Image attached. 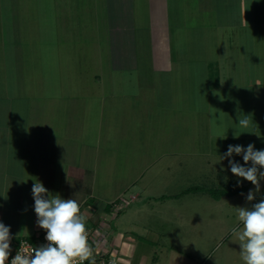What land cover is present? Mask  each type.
<instances>
[{"label": "crops", "instance_id": "crops-1", "mask_svg": "<svg viewBox=\"0 0 264 264\" xmlns=\"http://www.w3.org/2000/svg\"><path fill=\"white\" fill-rule=\"evenodd\" d=\"M23 1L21 4L28 6L29 1ZM5 2L7 7L9 2L11 4L15 1ZM42 2L45 1L40 0L39 3ZM48 4L50 9L53 8V15L51 18H44L39 14L40 28L46 31V27H51L55 35L54 43L59 47L66 44L64 54L60 50L59 53L54 52L56 60L62 56L68 58L71 54L77 59H88L87 63L91 62L89 58L97 59L94 60L95 63H101L100 59L104 55L109 58V72L112 70L124 73L126 70L148 65L156 72L165 71L171 81L172 76H176L175 79L179 82L180 76L183 81L181 85L185 82L190 88L188 94L183 96L181 103L176 104L174 93H170L167 104L161 103L160 109L170 110V113L177 110L181 113L199 111L202 103L200 93L207 92L208 102L224 99L226 105L229 103L233 107L236 124L239 123V117H250V127L246 131H240L241 128L233 131L231 137L239 135L236 139L264 138V0H49ZM23 24L24 21L20 25ZM16 30L15 35L8 34L6 46L4 43L0 45V58H6L7 53L15 55V48H20L24 43L23 37L28 34L22 32V26H17ZM46 37L43 33L42 39L45 40ZM85 42H89L90 48L84 49ZM16 55L21 60L25 58L22 53ZM81 63L80 61V65ZM192 69L194 74H198L194 76ZM191 88L195 89L194 99H191ZM17 95V98L13 93L11 97H0V222L10 226V247L15 245L19 236L32 235L42 229L37 226L34 199L32 192H28V187L29 183L36 181L32 179V175L37 177L36 173L44 172L41 164L48 160L54 166L65 168L64 174L59 172L55 175V180L56 177L59 178L58 187L57 182L48 186L49 192L59 193L63 199H76L87 218L88 227H96L101 223L103 214L109 215L110 212L109 204L105 203L109 199L106 195L108 189L103 183L102 188L96 187L99 175L104 178L108 171L115 169L113 158L109 161L105 156L108 151H112L107 140L115 134L108 129L111 126L110 118L122 115L126 109L118 110L116 103L108 105L105 94L101 95L100 100H92L91 108H98L99 112L93 114L95 122L90 119L86 126L88 140L79 129L72 127L76 119H71L70 128L67 126L63 130L60 121L58 132H50L51 123L47 126L41 124V116L35 113L24 115L22 123L26 122V125H21L20 133H23L19 136L15 123L21 119L18 114L13 113L14 106L22 104L28 107L31 96L25 90ZM35 95L37 98L40 96L39 92ZM109 95L118 97L119 94L111 90ZM135 97L133 94L126 96L128 100L136 102L138 100ZM152 101L156 102V99L153 98ZM38 102L47 104L41 99ZM132 104L136 106L138 114L144 113L141 108L139 110L138 104ZM14 115L18 118L15 119ZM17 137L22 141L20 148ZM57 139H60L58 147ZM48 140L60 150V154L50 152L51 158L46 157ZM151 144L150 162L144 167L142 164L131 166V169H135L134 175L129 180L125 177L126 183L122 190L116 192V197L122 191L126 193L134 190L130 199L125 197L128 202L142 198L143 201L155 199L156 202L165 200L164 203H167L189 194L185 192L189 178L193 179L195 173L202 174L203 169H191V166L187 168V164L183 163L174 167L176 162L167 163L166 159L178 160L183 152L191 154L192 149L188 148L191 146H180L179 141L176 142L169 134L162 132L153 133ZM226 152L222 149L220 151L221 155ZM121 155L118 156L117 170L122 161ZM212 168L220 173L226 170V166L223 169L217 166ZM148 170L151 172L152 182L159 185L156 188H167V191L144 197L141 193L143 183L138 189L134 188ZM49 174L47 171V176ZM26 175L31 181L25 182ZM60 176L65 177L63 184ZM224 179H232L231 187H236L237 180L241 181L243 178L232 175ZM46 181L50 183L49 180ZM262 183L264 191V180ZM251 186L249 182V185H243L242 192L238 189L223 196L247 193ZM138 210L140 208L137 212ZM109 222L108 220L106 223L112 228ZM115 225V231L118 230L125 236L119 238L118 242L122 244L120 246L125 253L128 254L132 245L137 248L135 239L130 235L131 231H128L137 229L136 221L128 224V229L125 227L124 231L119 229L118 224Z\"/></svg>", "mask_w": 264, "mask_h": 264}, {"label": "rangeland", "instance_id": "rangeland-1", "mask_svg": "<svg viewBox=\"0 0 264 264\" xmlns=\"http://www.w3.org/2000/svg\"><path fill=\"white\" fill-rule=\"evenodd\" d=\"M14 1L11 4L9 2L6 7L5 0H0V45L4 43L6 46L5 41L8 34L15 35L17 26L18 28L22 26V32L28 35L23 37L24 43L20 48H15V55L11 56L7 53L6 58H0V97H11L13 93L17 98V94H21L23 90L26 94L30 93L31 101L28 102V107L22 104L14 106L13 113L18 114L21 119L20 122L15 123L16 129H14L17 133H20L21 125H26V122L22 123L24 115L35 113L41 116V124L47 126L51 123L50 132H58L57 127L60 121L63 130L67 126L70 128L71 119H76L72 127L79 129L88 140L89 136L85 133L86 126L90 119L91 122H95L96 117L93 114L99 112L98 108H91L92 100H100L101 95L105 94L106 100L108 98V105L116 103L118 110L126 109L122 115L110 118L111 126L109 125L108 129L115 134L107 140L108 145L112 146V151H108L105 156L109 158V161L113 158L112 163L115 169L108 171V175L104 178L99 175L96 186L102 188L103 183V186L108 189L106 195L109 199L105 200V203L109 204L110 216L103 214L101 223L96 227H90L93 229L91 237L93 243H91L94 250L96 252L111 251L120 261L124 262L123 264H243L240 258V246L231 234L232 227L238 223L235 207H250L251 203L259 202L264 198L263 180L260 181L261 188L257 193L258 196H255L251 203L246 200V196L250 189L254 190V185L243 195L235 193L230 197L220 196L223 192L236 191L244 184L249 185L248 181L242 179L240 186L231 187L233 186L231 185L232 179L230 181L224 179L233 174L228 159L220 160V151L221 149L227 151L229 145H241L246 148L250 143L255 145V149L264 150V138L236 139L231 137V133L239 131L240 128L234 120L233 107H230L229 103L226 105L224 99L208 102L207 92L201 91L200 93L202 103L199 105V111L181 113L177 110L175 113H170V110L160 109L161 103L167 104L170 93L172 95L174 93L176 104L181 103L183 96L188 94L190 88L185 82L181 85L183 81L180 76L179 82L175 79L176 76H172L171 81V77L165 71L156 72L148 65L126 70L124 73L112 70L109 72V58L104 55V58L100 59L101 63H95L94 60L97 61V59L94 58H89L91 62L87 63L88 59H77L71 54L68 58L62 56L56 60L54 52L59 53L58 50H60L64 54L66 44L57 46L54 43L55 35L51 27L49 29L46 27V31H42L39 24V14L49 18L53 15V8H49V0H43L45 2L42 3H39L40 0H25L29 1L28 6L21 4L23 0ZM18 1L20 3H17ZM23 21L24 24L20 25ZM43 33L47 36L45 40L42 39ZM88 43H83L84 49H88ZM4 50L8 51L5 47ZM91 50L94 49L91 48ZM86 52L90 54L88 50ZM17 53L25 55L23 61L17 57ZM192 74H194L193 69ZM192 84L195 85V83ZM111 90L119 94L118 97L110 96ZM38 92L40 96L37 98L35 93ZM130 94L136 95L135 98L138 101L128 100L126 96ZM194 95L195 89L191 88V99H194ZM153 98L156 102L152 101ZM40 99L45 100L47 104H40L38 102ZM132 103L138 104L139 110L142 109L144 113L138 114L136 106ZM14 116L15 119L18 118L17 115ZM55 124L57 126H53ZM158 132L169 134L176 142L179 141L180 146L186 148L191 146L188 148L192 149L191 154L183 152L178 156V160L176 158L166 159L167 163L176 162L174 167L183 163L187 164V168L190 166L191 169L202 168V174L195 173L193 179L189 178L190 182L185 188V192L189 194L179 200L164 203L165 200L143 201L140 198L128 202L126 198L130 199L134 190L126 191V193L122 191L121 195L116 197V192L122 190L126 183L125 177L129 180L130 176L134 175L135 169H131V166L142 164L144 167L150 162L151 136ZM22 133L21 131L19 136H22ZM224 136L226 138H223ZM20 140V137H17L19 148L22 147ZM59 140L57 139V147ZM47 147V158H51L50 152L60 154V150L56 149L49 140ZM10 148L12 149V146ZM147 153L148 156H146ZM120 154H122V161L117 170ZM229 159L244 164L242 155L233 154ZM49 162L48 160L41 164L44 172L36 173L37 177L32 175V179H39L47 189L56 182L58 187L59 178L56 177L55 180V175L59 172L65 173L63 166L59 168ZM213 166L221 169L226 166V170L220 173L213 170ZM47 171L50 172L48 176ZM149 172L150 170L142 178L143 182H137L134 188L138 189L143 183L141 193L144 197L151 193L167 191V188H156L159 185L157 182H152L151 172ZM64 178L60 176L61 184ZM28 180L31 181L26 175L25 182ZM29 185L28 192L30 193L33 184L29 183ZM138 208L140 210L137 212ZM108 220L113 229L107 225ZM133 220L136 221L137 229L133 232L132 229L128 231H131L130 235L135 239L137 248L132 245L126 254L120 246L122 244L118 243L119 238H125V236L118 230L115 231V224H118L119 229L124 231L125 227L128 229V224ZM35 235L36 233L21 235L16 243L23 237L35 242L37 240Z\"/></svg>", "mask_w": 264, "mask_h": 264}, {"label": "clouds", "instance_id": "clouds-1", "mask_svg": "<svg viewBox=\"0 0 264 264\" xmlns=\"http://www.w3.org/2000/svg\"><path fill=\"white\" fill-rule=\"evenodd\" d=\"M237 124L242 129L250 127L249 116L239 117ZM236 135L234 138H238ZM223 138H226L225 136ZM241 156L244 164L229 159ZM228 159L231 173L254 185L246 200L252 202L260 192V181L264 180V150L255 149L250 143L247 147L229 145L220 160ZM237 180V186H240ZM243 195V193H242ZM34 211L37 226L46 231L47 244L22 247L11 259L10 264H95L94 248L89 242L87 218L81 212L76 199H63L59 193L52 194L36 180L32 186ZM238 223L232 227L231 234L240 246V258L243 264H264V198L251 203L250 207H235ZM12 236L10 226L0 222V264H7L11 253Z\"/></svg>", "mask_w": 264, "mask_h": 264}, {"label": "built area", "instance_id": "built-area-1", "mask_svg": "<svg viewBox=\"0 0 264 264\" xmlns=\"http://www.w3.org/2000/svg\"><path fill=\"white\" fill-rule=\"evenodd\" d=\"M87 228H88V233H89V242L91 243L92 242L91 237L93 234V232H92L93 229H91L90 227H87ZM35 236L37 239L35 242H33V241H31L25 237L20 238L19 241L17 243H15V245L11 248V253H10L9 260H8L7 264H10L11 259L17 254L18 250H20L22 247H27V246H29V244H31L33 247H38L40 245L48 243V241H46V239H45V236H46L45 230H43L40 233L37 232ZM93 258L95 260V264H123L124 263L123 261H120V259L117 257L116 254L114 255L113 253H111V251H107V252L97 251L96 252V250H94V257ZM85 264H90V262L86 261Z\"/></svg>", "mask_w": 264, "mask_h": 264}, {"label": "trees", "instance_id": "trees-1", "mask_svg": "<svg viewBox=\"0 0 264 264\" xmlns=\"http://www.w3.org/2000/svg\"><path fill=\"white\" fill-rule=\"evenodd\" d=\"M243 188H244V187H241V186H240V187H238V189H240V190H242ZM238 189H237V190H238ZM188 191H190V189H189ZM232 191H234V190H230V192H223V193H221V195H220V196H222V195H225V194H230V193H233ZM220 196H219V197H220ZM87 227H88V225H87Z\"/></svg>", "mask_w": 264, "mask_h": 264}]
</instances>
